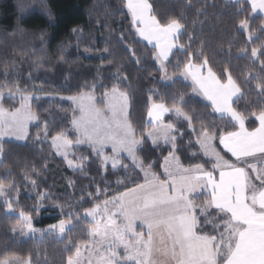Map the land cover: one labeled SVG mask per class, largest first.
Listing matches in <instances>:
<instances>
[{
  "label": "snow or ice",
  "instance_id": "snow-or-ice-1",
  "mask_svg": "<svg viewBox=\"0 0 264 264\" xmlns=\"http://www.w3.org/2000/svg\"><path fill=\"white\" fill-rule=\"evenodd\" d=\"M232 2L238 15L264 14V0ZM123 4L136 35L151 45L161 81H171L172 85L178 82L168 74V66L173 50L180 49L186 59L176 61L173 75L178 74L179 82H187L185 86L190 87L195 96L208 101L206 107L219 114V119L226 120L232 130L226 127L216 132L201 126L195 143L206 159L185 166L175 154L178 137L182 138L183 133L175 121L165 122L164 119L172 114L176 121H185L192 128L193 117L184 111L190 103L185 94H175L171 105L163 99L152 101L150 96L145 126L149 130L142 131L139 138L128 119L129 95L121 90L119 80L106 88L99 98L94 95L95 86L92 91L78 96L61 97L70 100L75 107L71 127L52 137L57 154L62 155L70 167L82 170V164L74 165L73 160L68 159L69 149L87 145L102 158V165L111 161L113 170L122 167L127 174L139 168L143 173L142 182L132 179L133 186H126L124 191L102 202L97 200L91 207H85L88 201L83 195L79 201L69 204L68 210L54 202L58 210L57 223L40 230L34 227L33 216L44 207L43 201L51 197L38 193L39 202L25 211L18 199L23 185L18 187L15 179L8 180L12 173L6 171L0 177V211L5 215L18 214L21 227L12 231L22 236L46 231L63 238L90 218V227L85 230L88 239L72 244L74 252L72 248L67 249L71 254L66 264H264V106L250 113L234 107V97L243 95L241 84L227 67L217 75L207 58L194 57L190 45L186 48L179 43L185 31L180 18L160 19L149 0H123ZM238 27L252 41L248 19L240 20ZM240 51L241 58H249L247 49ZM250 58L254 65L259 63L260 74L253 79L262 81L256 88L258 96L264 97V45L252 47ZM136 63L140 61L137 59ZM8 75L5 69V82L0 85V154L4 151L5 137L26 139L28 125L37 122L39 127L40 119L32 111V95L25 94L27 90H21L18 82L15 90L9 87ZM245 83L250 84V81ZM5 89L8 99L19 95L20 107L13 110L3 106ZM249 119H253L251 127L246 124ZM43 135L47 139L46 122ZM145 137L153 145L158 146V141L162 140L171 146L160 165L162 174L153 172L151 164L145 168L143 161L137 158ZM216 141L224 154L217 150ZM109 146L111 156L104 151ZM122 154L132 161L133 168L121 162ZM192 156L200 158L197 152H192ZM79 159L82 161L86 157ZM29 182L33 188L37 187L36 180ZM197 200L202 203L197 204ZM0 264H32V260L31 256L25 258L5 250L0 254Z\"/></svg>",
  "mask_w": 264,
  "mask_h": 264
},
{
  "label": "trees",
  "instance_id": "trees-1",
  "mask_svg": "<svg viewBox=\"0 0 264 264\" xmlns=\"http://www.w3.org/2000/svg\"><path fill=\"white\" fill-rule=\"evenodd\" d=\"M149 3L160 19H181L185 31L179 43L186 48L190 45L194 57L207 58L217 75L222 74L225 67L230 70L241 84L243 94L234 107L250 113L264 106V97L258 96L259 89L256 88L262 81L253 79L260 74V66L259 63L254 65L250 58L252 47L264 45L262 17L251 12L238 15L236 5L229 0H149ZM126 13L122 0H0V85L5 82L7 69L9 87L15 90L18 82L21 90H27L25 94L41 91L46 95L71 97L90 92L95 86L94 95L99 98L106 88L119 80L121 90L129 95V121L138 138L142 131L149 130L145 126L150 96L152 101L163 99L171 105V98L183 93L190 100L184 111L193 117L192 128L185 121H176L174 116H168L165 122L175 121L183 133L182 138L178 137L175 153L180 162L185 166L203 162L205 158L195 143L201 126L220 132L226 127L232 130L231 125L219 119L211 107H206L208 104L196 97L191 88L185 86L186 82H179L178 74L173 75L176 61L186 59L180 49L171 56L168 66V74L178 82L172 85L161 81L152 49L139 40ZM245 18L252 30V41L238 27L239 21ZM73 29L78 31L73 32ZM241 49L248 50L249 58H241ZM7 91L5 89V93ZM3 106L14 110L18 104L5 99ZM32 111L40 118L39 127L36 124L29 129L28 140L23 145L4 142L0 177L11 171L12 176L7 179H15L18 187L23 185L18 199L25 211L39 202L38 193L51 197L43 201L44 207L33 216L37 229L44 230L57 223L58 210L53 206L54 202L68 210L67 206L79 201L83 195L88 201L85 207H91L95 201L102 202L124 191L126 186H133L132 179L142 182L143 174L136 168L127 174L122 167L105 169L100 157L88 147L74 148L72 160L83 167L80 171L69 170L65 162L54 155L50 140L71 127L72 106L59 99H42L32 104ZM253 119L246 122L247 126H252ZM45 122L47 139L43 135ZM144 139L145 143L137 152L138 159L143 161L145 168L151 164L153 172L162 174L160 165L170 147H154ZM192 152H197L199 160ZM80 157L86 159L81 161ZM122 163L133 168L125 159ZM32 179L36 180V188L29 182ZM89 193L93 195L89 196ZM19 224L17 214L5 215L0 211V254L6 250L25 258L31 256L32 264H66L71 254L67 249L72 248L74 252L72 244L88 239L85 230L90 227L89 221L85 220L62 239L47 236L21 241L13 237L12 231Z\"/></svg>",
  "mask_w": 264,
  "mask_h": 264
},
{
  "label": "rangeland",
  "instance_id": "rangeland-1",
  "mask_svg": "<svg viewBox=\"0 0 264 264\" xmlns=\"http://www.w3.org/2000/svg\"><path fill=\"white\" fill-rule=\"evenodd\" d=\"M127 10V9H126ZM158 65V64H157ZM158 69H159V65H158ZM173 79H175L174 77H173ZM176 79H179L180 80V78H179V76H177V78ZM163 83H170L171 81H162ZM32 95V97H33V99H32V101H31V105L35 102V101H38V100H42V99H59V100H61V101H64V102H68L71 106H72V108L74 109V105L72 104V102L70 101V100H68V99H61V97H64V96H55V95H46V94H43V92H39L38 94H31ZM37 96H39L40 98L39 99H36V97ZM65 98H67V97H65ZM5 99H8L7 98V93H5ZM11 100H13L15 103H17L18 104V107H20V99H19V95H17V97L15 98V99H11ZM17 107V108H18ZM128 113H130V102H129V107H128ZM168 116H174V115H172V114H167V117ZM175 117V116H174ZM128 119H129V115H128ZM148 123V122H147ZM37 124V122H32V123H30L29 125H28V134H29V129L31 128V127H33V126H35ZM146 139H147V137H145ZM27 140H28V136H27V138L26 139H24V140H15L14 138H8V137H5V142H12V143H16V144H20V145H23V144H25L26 142H27ZM148 140V139H147ZM149 142L151 141V140H148ZM50 144H51V146H52V140H50ZM161 144V145H160ZM158 145L159 146H169V147H171L170 145H165L164 144V142L161 140V141H158ZM155 146V145H154ZM78 147H88L87 145H80V146H78ZM77 148V147H76ZM89 148V147H88ZM106 149H109V150H111V148H110V146L109 147H107V148H105V150ZM52 150H53V153H54V155L56 156V157H58L59 159H61V160H63L64 162H65V164H66V166H67V168L69 169V170H71V171H80L81 169H79V168H76V167H74V166H72V167H70L69 166V163H68V161L62 156V155H59V154H57V152H56V149L52 146ZM73 150H74V148L73 149H69V156H68V159L69 160H72V156H73ZM104 150V151H105ZM106 155H108V156H111V154H109V153H106ZM138 158V157H137ZM122 159H125V160H127L132 166H133V164H132V161L127 157V155L126 154H122ZM122 159H121V162H122ZM100 160H102V158H100ZM0 161H1V154H0ZM76 163H74V165H75ZM103 167L105 168V169H107V168H110L111 170H113L112 169V167H111V161H109L108 162V164L105 166V165H103ZM134 167V166H133ZM119 168H121V167H118V169ZM118 169H116V170H118ZM137 170H139L140 171V169L139 168H136ZM141 172V171H140ZM142 173V172H141ZM143 174V173H142ZM11 215H16V214H11ZM17 216H18V214H17ZM88 221H90V218H88L87 219ZM33 225H34V222H33ZM19 227H21V224H19L18 226H16L15 228H19ZM34 227H35V225H34ZM36 228V227H35ZM37 229V228H36ZM47 229V228H46ZM46 229H44V230H46ZM25 231H27L26 229H25ZM47 236H52V237H55V238H58V239H62L61 237H59L58 235H55V234H48L46 231H38V232H36L35 234H33V233H28L27 235H20L19 234V232H16V233H13V237L15 238V239H17V240H21V241H26V240H30V239H42V238H44V237H47ZM122 251V250H121Z\"/></svg>",
  "mask_w": 264,
  "mask_h": 264
},
{
  "label": "crops",
  "instance_id": "crops-1",
  "mask_svg": "<svg viewBox=\"0 0 264 264\" xmlns=\"http://www.w3.org/2000/svg\"><path fill=\"white\" fill-rule=\"evenodd\" d=\"M123 1V0H122ZM229 1H231L232 2V0H229ZM255 16H259V17H262L263 19H264V14H261V13H259V12H257L256 14H254ZM130 17V16H129ZM130 20H131V18H130ZM138 36V35H137ZM138 38H139V40L144 44V45H146L148 48H150V49H152L151 48V45H148L147 44V42L146 41H143V40H141L140 39V37L138 36ZM178 49H174L173 51H174V53L177 51ZM171 58V57H170ZM169 58V59H170ZM187 83V82H186ZM196 97H198V96H196ZM198 98H200V99H202V97H198ZM239 98H235L234 97V101L236 102L237 100H238ZM203 100V99H202ZM205 101V100H204ZM207 104H209V102L208 101H205ZM215 114H217V113H215ZM218 116H219V114H217ZM167 118V115L165 116V118L164 119H166ZM147 122H148V117H147ZM150 143L152 144V142L150 141ZM216 144H217V150L218 151H221V152H223V149H222V146H220L219 145V143H218V141H216ZM153 145V144H152ZM161 145V144H160ZM154 146V145H153ZM159 146V145H158ZM158 146H154V147H158ZM199 147V146H198ZM106 153H109V154H111L112 155V153H111V150H109V149H106L105 150V154ZM202 154V153H201ZM203 156V155H202ZM205 158V157H204ZM206 159V158H205ZM257 183H258V181H257Z\"/></svg>",
  "mask_w": 264,
  "mask_h": 264
}]
</instances>
